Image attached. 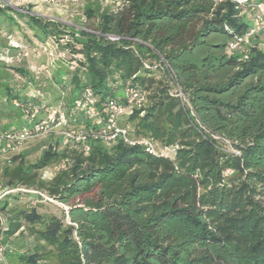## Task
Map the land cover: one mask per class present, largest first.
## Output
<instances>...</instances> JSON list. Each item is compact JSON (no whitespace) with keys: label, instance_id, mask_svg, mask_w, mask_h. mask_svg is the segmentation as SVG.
Segmentation results:
<instances>
[{"label":"trees","instance_id":"1","mask_svg":"<svg viewBox=\"0 0 264 264\" xmlns=\"http://www.w3.org/2000/svg\"><path fill=\"white\" fill-rule=\"evenodd\" d=\"M25 9L0 0V24L19 26V17L27 18L41 42L63 40L81 56L52 78L60 89L54 103L63 112L61 130L87 138L66 142L61 133L35 161L27 149L0 153V194L10 190L0 197L3 242L25 222L34 237L23 249H6L8 264H264V30L250 38L248 58L243 49L229 50L234 35L252 26L247 10L233 0H122L118 9L84 0L77 26ZM13 68L16 81L38 77ZM12 79L0 65V111L21 112L5 129L28 124L15 99L46 103L20 92ZM128 86L144 96L121 118L129 137L176 146L171 156L123 138H95L100 125L73 110L89 90L103 117L109 100L126 104ZM53 164L58 171L44 178ZM39 192L68 210L42 216L31 203L50 201ZM25 197L31 209L15 204Z\"/></svg>","mask_w":264,"mask_h":264},{"label":"rangeland","instance_id":"2","mask_svg":"<svg viewBox=\"0 0 264 264\" xmlns=\"http://www.w3.org/2000/svg\"><path fill=\"white\" fill-rule=\"evenodd\" d=\"M11 2L12 5L19 10L25 11V8L29 7L31 12L44 18L61 22L65 25H78L81 22L80 15L82 14V3L65 2L61 4L58 3L56 5H47L39 4L36 0H11ZM82 2L84 3V0ZM19 20V26L11 25L8 20H3L0 24V65L6 66L9 71L12 70L13 79L11 80V83L16 88H19L20 92L23 94L26 92L36 94V91L38 90L40 92V96L45 99L46 104H52L49 107L54 109L59 103H54L57 102L54 101V98L58 95L60 89L55 84V80L52 76L59 75L60 72L64 74L70 67L73 68L76 66L79 62L76 58H81V56L74 55L68 48H63L61 45L62 43H65L63 40L60 44L53 37H49L45 42H41L36 36L35 28L30 26V24L26 21L27 18L19 17ZM262 37L263 34H261L260 38L262 39ZM261 42L262 40L260 43ZM14 66H23L28 68L32 74L36 73L38 75V77H36L37 79L31 84H28V82L19 77H17V80L19 81H16L15 79L17 74L15 73H17V71L13 68ZM68 77L69 75L66 73L65 78ZM2 104L3 102H0V109L2 108ZM0 112H4V114H0V132L8 123L20 121L21 112H19L16 108L11 110V107H9V109H4ZM47 114V110L42 109L40 111V115L43 118H45ZM61 133L62 130L60 126H50L38 138L29 139L18 149L29 150L27 158L29 161H35L41 152V148L48 146V143L53 144L56 140H60L62 136ZM60 147H64V144L61 143ZM227 147L230 149L233 148L229 144ZM59 167L60 166H58V164L48 166L44 171L46 173L45 175L43 174L44 178L53 177ZM228 171L230 172L231 170ZM228 171H226V173H229ZM27 200L28 198L25 197L22 200H16L15 204L18 203V206L21 208L24 207L31 209V205L28 206L29 202H27ZM31 204L32 206L35 205L37 211L45 217H49L51 215L61 217L63 216V213L68 210L67 205L58 202H45L44 204L36 203L35 201ZM65 221L68 222L67 216ZM27 228L28 223L25 222L24 228L21 229L19 233L15 234L8 243L3 242L4 234L0 232V263L8 264L7 259H5V251L7 248L13 249L17 247L18 249H23L31 242H34V237L30 234Z\"/></svg>","mask_w":264,"mask_h":264},{"label":"built area","instance_id":"3","mask_svg":"<svg viewBox=\"0 0 264 264\" xmlns=\"http://www.w3.org/2000/svg\"><path fill=\"white\" fill-rule=\"evenodd\" d=\"M10 6L12 5L11 0H5ZM39 4L47 5H56L58 3H82L83 0H36ZM105 4L115 5L118 9V6L122 0H101ZM216 2H223L226 0H215ZM242 8L247 10L251 19L252 26L247 30L246 33L240 35L235 34L233 39L229 43V50L243 49L245 51V58H248L249 49L248 44L250 43V38L254 36L258 31L264 30V1H250V0H233ZM15 8V7H14ZM18 9V8H17ZM83 17V14L80 15ZM78 26V25H77ZM107 37L111 40H119L120 36L107 34ZM262 50H264V41L260 44ZM171 72V71H170ZM39 73V72H37ZM171 75L174 77L173 73ZM20 78V76H18ZM176 96H179L181 100H185V96L182 91L177 88ZM34 96H40V92L37 90ZM127 102L123 104L116 100H109L106 104V111L103 117H98L97 110L95 108V99L92 96V93L87 90L84 94V97L77 99L74 102L73 110L83 111L90 119L94 120L100 129L98 134H95V138H101L108 142H114L118 138H123L126 142L132 145L140 144L145 147V149L154 155L160 156H171L175 151V147H159L157 143L150 138H138L132 139L129 137L128 127L121 123V118L130 112V108L136 103H141L144 100V96L134 87L128 86L126 88ZM14 105L21 108L24 112L25 117L28 121V124H24L22 127L16 129L11 127L10 129H5L0 132V153L5 152H15L19 150L27 140L34 139L43 134L50 126H62L64 123L63 112L60 108L51 109L47 106L45 102L41 104L33 103H21L18 99L13 101ZM47 110L48 114L45 118H42L40 121L35 122L36 118L40 115L41 110ZM54 112V113H53ZM62 135L66 142L68 141H78L84 142L87 136L81 131L75 130H65L62 131ZM6 142V145H4ZM86 150H89L90 147L85 145ZM229 172V171H228ZM46 173H44L45 175ZM24 190V189H21ZM12 191V190H11ZM33 192H38L35 190H30ZM10 192L5 191L0 194V197L4 194ZM1 193V192H0ZM44 199L50 202H56V200L42 192Z\"/></svg>","mask_w":264,"mask_h":264}]
</instances>
